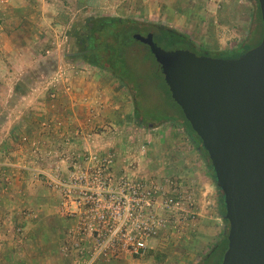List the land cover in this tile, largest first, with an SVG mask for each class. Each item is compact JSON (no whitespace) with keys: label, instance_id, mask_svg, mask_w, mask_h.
Here are the masks:
<instances>
[{"label":"rangeland","instance_id":"374dc122","mask_svg":"<svg viewBox=\"0 0 264 264\" xmlns=\"http://www.w3.org/2000/svg\"><path fill=\"white\" fill-rule=\"evenodd\" d=\"M256 8L255 0H0V264H24L21 262L23 256L16 249L20 245L22 248L28 245L32 247L31 233L36 228L39 234L34 233L33 236L39 238L37 245L34 244L38 249L45 248L48 235H55L57 243L61 242L57 231L53 233L51 224L30 223L16 218L24 220L37 214V211L35 205H29L27 201L32 198L29 192L20 198L21 201L18 200L20 205L16 208L12 207L13 204L11 207L5 205L9 200L17 202L12 200L14 189L17 192L22 189L29 191L28 186L32 188L39 184L42 187L40 196L47 197L48 190L50 194L54 193L57 200L63 199L62 187H54L52 179L63 182L68 170L93 168L96 164L88 160V156L100 157L101 163L107 157L112 160L109 164L111 170H118L119 165L122 166L121 170L129 168L140 175L179 177L177 170H189V176L185 173L180 178L192 185L198 213L204 212L207 207V180L202 171L206 170L207 160L195 161L197 157L192 154L195 150H187L189 145H185L184 133L177 125L164 122L157 126L149 117L147 126L141 125L134 115V106L127 90L108 73L90 67L75 57V34L83 23L100 16H135L142 22L192 32L195 44L202 50L233 51L245 42L253 29L260 28ZM6 11L7 17L4 16ZM215 22L222 26L219 27L222 34L235 30V40L240 28L243 39L236 45H213L212 42L219 37L208 31ZM199 27L201 30H198ZM255 43L257 40L253 39L252 45ZM83 72L93 73V80L97 83L111 80L107 87L129 103L127 113L122 109L119 113L120 108L112 109L111 113H118L120 120H127L126 123L121 121L118 124V121L110 124L109 111L119 100L113 101V94L106 90L102 92V99H98L102 104L99 110L95 105L91 106L93 103L87 110L83 104L84 98L77 94L70 95L69 92L79 90V76ZM142 73L144 77H149L145 71ZM70 75L75 79L73 83ZM148 85L143 88L144 92L151 94L143 102L147 115L154 106L153 102L159 99L157 91ZM96 118L97 121L103 119V123L93 122ZM69 121L73 125L72 130L65 129ZM99 133H102L100 136L103 140L109 141L106 147L103 145L105 149L95 143ZM84 137H87L86 141ZM154 137L156 141L146 148L144 142ZM62 170H67V174L64 175ZM155 170L161 171L157 173ZM21 182L23 185H20ZM16 183L19 185L15 186ZM214 190L218 207L219 192L216 186ZM57 210L54 209V212ZM200 219L199 214L198 221ZM205 222L204 225L209 227L206 231L199 230L201 223H197L195 230L178 242H153L151 249L141 258L121 255L98 263L202 264L215 245L213 242L220 239L218 234L216 239L209 241L212 219ZM223 226L226 232V226ZM72 228L77 238L71 248L77 253L80 264L77 244L89 247L90 239L85 236L84 242L80 241L82 234L79 223ZM57 230H63V223L59 224ZM25 236V242L16 245L17 238L24 239Z\"/></svg>","mask_w":264,"mask_h":264},{"label":"water","instance_id":"95a60500","mask_svg":"<svg viewBox=\"0 0 264 264\" xmlns=\"http://www.w3.org/2000/svg\"><path fill=\"white\" fill-rule=\"evenodd\" d=\"M260 43L237 58L165 50L135 34L159 65L171 99L201 141L228 224L220 264H264V0Z\"/></svg>","mask_w":264,"mask_h":264},{"label":"built area","instance_id":"2783aa9c","mask_svg":"<svg viewBox=\"0 0 264 264\" xmlns=\"http://www.w3.org/2000/svg\"><path fill=\"white\" fill-rule=\"evenodd\" d=\"M100 159L88 156L93 168L68 170L63 182L52 179L74 205L80 241L90 239L89 247L77 244L80 264L121 255L141 258L153 242H178L195 230L199 213L189 183L180 177L111 170L112 160Z\"/></svg>","mask_w":264,"mask_h":264},{"label":"trees","instance_id":"16d2710c","mask_svg":"<svg viewBox=\"0 0 264 264\" xmlns=\"http://www.w3.org/2000/svg\"><path fill=\"white\" fill-rule=\"evenodd\" d=\"M256 18L260 23V28L253 29L241 46L233 51L219 52L202 50L189 36L165 25L120 16L90 18L83 23L75 34L76 52L74 55L90 67L108 73L127 90L134 106V115L141 125L147 126L146 120L149 117L156 122L157 126L169 122L182 128L192 138L201 156L207 160L208 170L211 171L213 177L208 155L202 149L200 139L191 130L180 108L171 99L159 65L155 62L149 48L136 41L133 36L135 34L144 36L152 34L154 42L162 48L184 49L197 55L231 59L237 58L260 43L262 22L258 4ZM253 39L257 40L255 45H252ZM144 71L148 73V78L143 76L142 72ZM147 85L152 90L157 91L159 95V99L153 102L154 106L152 105L153 107L149 110L150 114L148 115L146 114V107L143 105L144 100L151 97V94L143 90ZM142 113L147 117H142ZM218 192L221 216H223L225 212L224 204L221 192L219 190ZM224 225L226 226V232L222 240L210 249L202 264H220L223 253L227 248L228 224L225 220Z\"/></svg>","mask_w":264,"mask_h":264},{"label":"crops","instance_id":"0c3cea01","mask_svg":"<svg viewBox=\"0 0 264 264\" xmlns=\"http://www.w3.org/2000/svg\"><path fill=\"white\" fill-rule=\"evenodd\" d=\"M51 11H53V10H51ZM6 13L7 14H4L5 17L8 16L7 11H6ZM131 17L138 20V18L135 16H131ZM219 27H222V26L218 25V23L215 22V25L212 27L211 31H208V33L212 32L215 37H219V39L217 38L218 40H215L212 42L213 45H220L221 47H223V45H225V44L228 46L229 45H236V44H239V41H241L243 39V38H241V30H239L240 28L238 29V34H237L238 38H237V40H235L233 38V37H235V34H236L235 30L234 31L228 30L227 33L222 34L223 31L219 32ZM198 30H201V28L199 27ZM204 31L206 32V30H204ZM180 32L186 33L194 41V35L192 32L190 33L186 30H181V29H180ZM92 74H91V72L90 73H84L83 72L81 74V76H79L81 79V82L78 84L80 86L79 90L75 93H72L73 91L69 92L70 95H73V94L76 95L77 94L80 98H84L83 104L86 105L87 110H89L88 107H91L93 105H95L94 107L99 110V108H101L102 104L99 102L98 99H102V96H103L102 92H104V90H106L108 93L113 94L112 95L113 101L119 100L118 102H116L115 105H113V108H111L109 112L111 113L112 109H117V108L119 109L120 108L119 113L122 110H124V112L127 113V111L129 110V103L127 102V100L123 99V97L120 98L117 95L118 93L113 92L112 91L113 89L107 87V85L111 82V80H107L105 83H102V82L97 83V81L93 80ZM69 78L71 79L72 83L75 81L73 76L70 75ZM85 95H88V96L91 95V97H85ZM89 105H91V106H89ZM108 117L110 118V124L111 125H113L115 122L117 123L118 121H120L118 124H120L121 121H124L125 123L127 122V120H123V119L120 120L118 113L116 115L114 112H112L110 114V116H108ZM97 120L98 119L96 118L93 120V122L103 123V119H100L99 121H97ZM90 121L92 123V120H90ZM105 121H107V120H105ZM66 126L67 127H65V129H67V128H69V130L73 129L72 128L73 125L70 124V121L66 124ZM180 130L184 133L183 138L186 142L185 145L190 146V147L189 146L186 147L187 150H192V151L195 150L192 153V154H194V156L197 157L195 159V161L198 162L199 160H202V159L205 161L206 159L203 156H201V154L198 152L195 144L193 143L192 138L190 136H188L182 128H180ZM100 134H102V133H99L97 135L98 139L95 140L96 141L95 143L97 145H99V147L101 145L102 146L105 145V147H106V144H108L109 141L107 139L103 140L102 137L100 136ZM165 137L167 138V135H165ZM86 138L87 137H84L83 140L86 141L87 140ZM181 139H182V136H181ZM155 141H156V137L152 138V140H150V141L148 140V141L144 142V146H146V148L151 147L152 143H154ZM105 147L103 146L102 149H105ZM177 150L181 151L182 149L178 148ZM182 153H183V151H182ZM207 166H206V170H202V171L204 174H206L205 175L206 180H207L206 187L208 190H207L205 195L207 197V200H208L207 203L208 204H207V207L204 208V212L202 210V212L199 213L201 215V219L198 221V223H201V224L199 225L198 229L203 230V231H206V229H209L207 224L204 225V223H207V222H205V220L212 219V223H211V225H213V228L211 229L212 234H210L211 237H210V240L208 237V240L213 241L214 239H216V235L219 234V238H220L219 241H221L223 238V235L225 234L224 226H223L224 220L221 216L220 203L218 204V207L216 205V200L214 197L215 193H213V191H215L214 187L216 185H214L215 181L213 180V177L211 175V171L208 170ZM121 167L122 166L117 165L118 170H116V171H120ZM128 170H130V169L128 168ZM62 171H63L62 173L64 175H65V173L67 174V170L66 171L62 170ZM155 171H157V173H160L161 170H159V171L155 170ZM177 171H178L177 174L179 175V177H183L185 175V173L188 174V172H189V170H177ZM188 176H189V174H188ZM21 183L22 184H20V185H23V182H21ZM16 185H19V183H16L15 186ZM36 185L37 186H35V185L32 186V188H30V186H28L29 191H25L24 189H22L21 192L20 191L17 192V190L15 188L11 195H12V200L17 201V202L16 203L13 201L10 202V200H9V203H6L5 205H8L11 207V204H13L12 207L16 208V206L20 205V204H18V200L21 201L20 198L25 197L26 194H28L27 192H29L32 195V198L27 200V201L29 202V205H32V204L35 205L37 214L32 215V216H27L24 218V220L21 217L16 216V218H19L21 221H27L30 223H49V224H51L53 233L57 231L58 235L61 237V242L57 243V239L55 238V235H53V236L48 235V241H47L45 248L40 247L38 249V246H35V245H37L36 242L38 243L39 238L33 236L34 233L36 235L39 234L38 230H36L38 228H36L35 231L31 233L32 236L30 238V241H33V242H31L30 245H32V247H30L28 245V246L22 248V246L20 245L17 247L18 249H16L20 253V256H23L21 262L24 264H79V262H78L79 260L77 259V253L71 248L73 243H75L74 239L77 238V236L75 238V234L72 233V230H73L72 226L76 223H79V220L77 218V214L76 215L73 214L75 212L74 211V205L70 201H68L66 198L57 200L56 197L54 196V193L50 194L48 190H46L47 191L46 192L47 197H42V195L40 196V194H42L40 192V189H42V187L39 186V184H36ZM218 200H219V198H218ZM28 202H26V203H28ZM45 209H47V211H46L47 213L45 212ZM54 209H56V210L58 209L57 211H55L57 214H55ZM60 223H63V230L62 231L57 230ZM66 226H67V228L65 229ZM48 234H49V232H48ZM25 240H26V236L24 239H22V238L18 239L17 238V240L15 241L16 245H19L20 242L24 243ZM219 241L216 240L213 243L216 244ZM56 244L58 246V250H56ZM160 244H163V243L160 242ZM62 245H63V247L61 248ZM152 245L150 247H152ZM183 261H185V260H183ZM100 262L101 261H99V263ZM99 263L97 262L96 264H99Z\"/></svg>","mask_w":264,"mask_h":264}]
</instances>
